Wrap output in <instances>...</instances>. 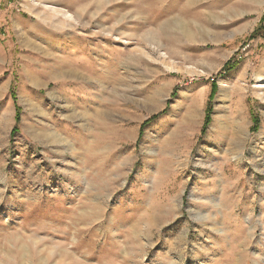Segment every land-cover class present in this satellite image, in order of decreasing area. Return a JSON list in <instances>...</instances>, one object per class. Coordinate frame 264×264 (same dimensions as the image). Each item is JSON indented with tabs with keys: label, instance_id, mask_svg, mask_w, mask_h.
Listing matches in <instances>:
<instances>
[{
	"label": "rangeland",
	"instance_id": "1",
	"mask_svg": "<svg viewBox=\"0 0 264 264\" xmlns=\"http://www.w3.org/2000/svg\"><path fill=\"white\" fill-rule=\"evenodd\" d=\"M0 264H264V0H0Z\"/></svg>",
	"mask_w": 264,
	"mask_h": 264
},
{
	"label": "trees",
	"instance_id": "2",
	"mask_svg": "<svg viewBox=\"0 0 264 264\" xmlns=\"http://www.w3.org/2000/svg\"><path fill=\"white\" fill-rule=\"evenodd\" d=\"M233 65H231L230 63H228L227 65H226V67L223 69V71L224 72H226V71H229L230 69H232L233 67H232ZM215 89V87H214V85H212V91H215L214 90ZM14 97V96H13ZM15 98H13V100H14ZM16 111L18 112L19 111V109L18 108H16ZM18 118H19V116H16V120H18ZM154 119H156V118H152L151 120H154ZM207 122V121H206ZM255 122L257 123V120L255 119Z\"/></svg>",
	"mask_w": 264,
	"mask_h": 264
}]
</instances>
